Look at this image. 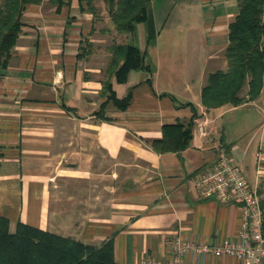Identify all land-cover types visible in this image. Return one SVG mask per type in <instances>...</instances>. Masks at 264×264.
<instances>
[{
    "label": "crops",
    "instance_id": "crops-1",
    "mask_svg": "<svg viewBox=\"0 0 264 264\" xmlns=\"http://www.w3.org/2000/svg\"><path fill=\"white\" fill-rule=\"evenodd\" d=\"M240 8V0H151L129 41L151 72L134 69L121 82L83 54L92 17L81 0L26 2L18 42L0 67V215L10 230L23 222L87 244L112 240L118 264L169 260L179 237H236L241 205L202 198L194 179L224 146L264 200V83L253 99L245 84L241 103L202 101L211 73L228 68ZM108 83L119 99L132 92L126 108L109 98ZM196 113L208 138L193 127L185 148L155 147L166 124ZM185 261L240 264L195 251Z\"/></svg>",
    "mask_w": 264,
    "mask_h": 264
},
{
    "label": "trees",
    "instance_id": "trees-1",
    "mask_svg": "<svg viewBox=\"0 0 264 264\" xmlns=\"http://www.w3.org/2000/svg\"><path fill=\"white\" fill-rule=\"evenodd\" d=\"M30 0H4L0 8V67H6L18 42L22 26L24 4ZM241 8L230 26V43L226 51L229 70H217L210 75L203 88L202 101L205 107L223 103H241V91L249 82V97L259 96L264 83V0H240ZM83 0H81L82 4ZM151 0H120V10L114 21L122 31H135L139 22L148 16ZM83 10V7H82ZM85 49H83V52ZM84 54V53H83ZM110 73L119 81L127 80L130 71L143 69L151 72L144 52L134 43L117 46L113 51ZM249 78V79H248ZM150 81V79H148ZM108 89L121 108H126L132 92L117 98L110 83ZM196 113L189 122L178 121L164 126V135L155 140L160 150L185 148L192 138ZM264 215V200H261ZM264 233V218H263ZM0 264H118L112 240L102 245L87 244L75 238L46 231L20 222L15 232L10 230V220L0 215Z\"/></svg>",
    "mask_w": 264,
    "mask_h": 264
},
{
    "label": "built area",
    "instance_id": "built-area-1",
    "mask_svg": "<svg viewBox=\"0 0 264 264\" xmlns=\"http://www.w3.org/2000/svg\"><path fill=\"white\" fill-rule=\"evenodd\" d=\"M60 74V72H58ZM195 126L205 138L210 136L205 120L197 118ZM195 186L202 198L223 202L236 201L242 207L241 226L236 237L225 238L219 244L177 238L169 260L149 258L145 264H186V256L195 251L205 261L209 254L232 255L240 264H264L263 209L258 190L250 186L230 153L220 146L212 168L195 176Z\"/></svg>",
    "mask_w": 264,
    "mask_h": 264
},
{
    "label": "rangeland",
    "instance_id": "rangeland-1",
    "mask_svg": "<svg viewBox=\"0 0 264 264\" xmlns=\"http://www.w3.org/2000/svg\"><path fill=\"white\" fill-rule=\"evenodd\" d=\"M120 0H83L82 7L85 13L91 14L92 31L83 42L84 55L90 58V64L106 66V72L110 73L113 59V51L117 46L130 43L134 31L125 32L118 28L114 21V14L120 10ZM98 38V40H90ZM264 46V40L262 42ZM229 70L228 68L225 71ZM249 79V78H248ZM243 90L241 91L242 94Z\"/></svg>",
    "mask_w": 264,
    "mask_h": 264
}]
</instances>
